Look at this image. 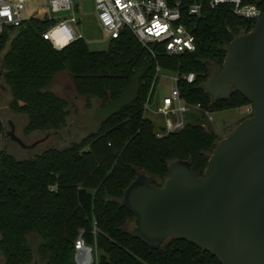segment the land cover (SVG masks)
<instances>
[{
    "label": "trees",
    "instance_id": "16d2710c",
    "mask_svg": "<svg viewBox=\"0 0 264 264\" xmlns=\"http://www.w3.org/2000/svg\"><path fill=\"white\" fill-rule=\"evenodd\" d=\"M167 1L180 3L195 34V51L169 55L158 46L151 50L128 28L106 50L92 51L84 39L57 50L43 36L57 21L46 17H31L0 35V114L5 126L12 120L18 129L23 120L20 138L53 133L60 143L22 156V151H32L20 146L18 152L9 151L7 142L17 143L3 136V264H77L75 243L81 231L86 244L97 248L93 264H222L187 240L169 238L161 249H152L133 233L135 217L122 205L139 172L160 185L170 163L188 160L202 176L217 146L216 134L199 121L158 137L165 127H157L144 109L158 81V66L182 78L196 74L193 83L184 78L178 83L191 104L216 112L249 103L239 91L213 103L203 84L210 77L208 62L222 68L229 44L251 31L256 21L236 16L230 6L212 7L210 0ZM195 3L202 4L199 15L189 12ZM259 6L264 12V2ZM63 73L70 75L76 98L84 102L86 123L71 111L70 100L53 89Z\"/></svg>",
    "mask_w": 264,
    "mask_h": 264
},
{
    "label": "water",
    "instance_id": "95a60500",
    "mask_svg": "<svg viewBox=\"0 0 264 264\" xmlns=\"http://www.w3.org/2000/svg\"><path fill=\"white\" fill-rule=\"evenodd\" d=\"M258 5L264 0H254ZM203 88L212 102L239 91L253 115L241 121L214 149L202 176L188 160H175L160 185L139 172L124 192L122 205L135 217L133 233L152 249L169 238L187 240L222 264H264V12L248 33L229 44L222 68L208 62ZM10 138L27 144L9 121ZM5 122L0 115V151Z\"/></svg>",
    "mask_w": 264,
    "mask_h": 264
},
{
    "label": "built area",
    "instance_id": "2783aa9c",
    "mask_svg": "<svg viewBox=\"0 0 264 264\" xmlns=\"http://www.w3.org/2000/svg\"><path fill=\"white\" fill-rule=\"evenodd\" d=\"M0 0V35L9 27H19L36 13L46 8L44 17L55 19L56 25L43 33L53 47L61 50L83 35L77 34L72 23L77 22L75 15L71 18L53 15L59 12L74 10L72 0ZM34 2V6L29 3ZM212 7L220 5L230 6L232 12L242 18L257 21L262 15V8L253 0H210ZM98 20L109 40L118 38L124 28H128L145 47L152 50L158 46L169 55H178L196 50L195 34L186 23L180 3L171 5L167 0H96ZM201 3L193 4L189 12L199 15ZM43 17V18H44ZM57 31H60L58 33ZM65 38L63 45L57 39ZM161 68L157 67V77ZM188 83L196 80V74L191 72L183 76ZM179 75L170 78L169 93L163 96L162 101L155 109L151 108L153 92L144 105L146 114H160L164 117V131L157 133L162 137L168 133L183 130L190 122L199 121L203 126L213 124L214 112L203 108L201 103L191 104L181 95L178 83L183 79ZM253 115V106L247 109ZM191 119V120H190ZM196 119V120H195ZM96 249V250H94ZM97 248L86 244L81 231L75 243V261L77 264H93L97 262Z\"/></svg>",
    "mask_w": 264,
    "mask_h": 264
},
{
    "label": "rangeland",
    "instance_id": "374dc122",
    "mask_svg": "<svg viewBox=\"0 0 264 264\" xmlns=\"http://www.w3.org/2000/svg\"><path fill=\"white\" fill-rule=\"evenodd\" d=\"M72 1L74 3V10L59 12L57 14L54 13L53 15H56L57 17L60 16L62 17V19L71 18L72 15H75L77 18V22H74L72 24L76 28L77 34L81 33L83 35V37L80 39H84L88 43L89 48L92 51L106 50L109 46L110 40L107 38V35L105 34L98 20V15H97V10H96V0H72ZM44 2L45 0H40L39 5H42ZM29 5L34 6L35 3L30 2ZM45 13H46V8L43 7L41 11L36 13V15L37 17L42 18L44 17ZM175 75L176 74L172 71H168L164 69L161 70V72L159 73V78L156 83L155 89L153 91L151 108L155 109L157 105L162 101L163 96L169 93L170 78H174ZM53 89L57 91L58 93L63 94L65 97H67L70 100L71 111L75 113L76 115L81 116L82 119H85V123H86L87 116H88V113L86 111L87 109L84 106V102L81 99L76 98L73 81L70 75L67 73L58 75L55 80V86L53 87ZM250 105L252 104L249 102L248 104H245L242 107L214 112L213 124L204 126V129L210 132H214L216 134L217 143H218L221 139L226 137L241 121L252 116V115H249L250 113L247 112V109L250 107ZM147 115L154 121L157 127L160 128L164 126L165 119L162 115L153 113V111L148 112ZM9 121H12V120H9ZM23 124H24L23 120L17 122L19 130H21ZM85 127L86 126L83 125V128ZM4 129H6L7 131L10 130L11 129L10 125L8 124L7 126H4ZM18 129L16 127L17 135L20 133V131H17ZM81 132L83 131H80L77 129L78 135L82 134ZM46 135L44 133L33 134L32 136L26 137L24 141L27 144H32L34 143V141L36 142L38 138L41 137L39 139L41 140ZM2 143H3V140H2ZM19 146L20 145L13 144L11 142H7V145H6L8 150L11 152H18ZM37 146H36L37 148L35 147L32 149H28V150H31L32 152L22 151L21 152L22 156H25L24 154L28 156L32 153L40 152L42 149L46 147L60 146V143L58 142L57 134H51L46 140L39 142ZM130 225L133 226L134 228L135 222L131 223ZM36 244H38V242H36ZM97 258H98V251H97ZM0 264H3L2 259H0Z\"/></svg>",
    "mask_w": 264,
    "mask_h": 264
},
{
    "label": "bare ground",
    "instance_id": "6f19581e",
    "mask_svg": "<svg viewBox=\"0 0 264 264\" xmlns=\"http://www.w3.org/2000/svg\"><path fill=\"white\" fill-rule=\"evenodd\" d=\"M58 33H60V31H57ZM57 42L61 45L65 44L67 42V39L65 38H59L57 39Z\"/></svg>",
    "mask_w": 264,
    "mask_h": 264
},
{
    "label": "flooded vegetation",
    "instance_id": "af4514ba",
    "mask_svg": "<svg viewBox=\"0 0 264 264\" xmlns=\"http://www.w3.org/2000/svg\"><path fill=\"white\" fill-rule=\"evenodd\" d=\"M4 132H5V134H4V135H7V134H6V132H7V130H6V129H4ZM40 138H41V137H40ZM40 138H38L37 140H39ZM37 140H36V141H37ZM23 141H24V139H23ZM24 142H25V141H24ZM34 142H35V141H34ZM37 147H38V146H37ZM37 147H36V148H37Z\"/></svg>",
    "mask_w": 264,
    "mask_h": 264
}]
</instances>
